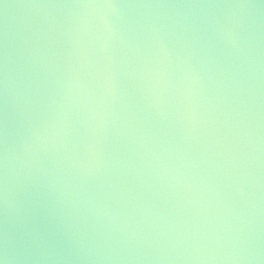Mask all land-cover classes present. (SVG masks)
Returning <instances> with one entry per match:
<instances>
[{"label":"water","instance_id":"obj_1","mask_svg":"<svg viewBox=\"0 0 264 264\" xmlns=\"http://www.w3.org/2000/svg\"><path fill=\"white\" fill-rule=\"evenodd\" d=\"M0 264H264V0H0Z\"/></svg>","mask_w":264,"mask_h":264}]
</instances>
